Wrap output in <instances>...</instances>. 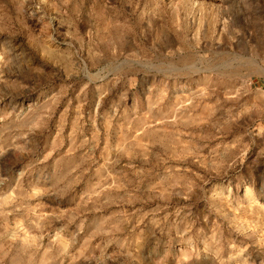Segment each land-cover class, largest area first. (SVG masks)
<instances>
[{"label":"rangeland","instance_id":"rangeland-1","mask_svg":"<svg viewBox=\"0 0 264 264\" xmlns=\"http://www.w3.org/2000/svg\"><path fill=\"white\" fill-rule=\"evenodd\" d=\"M0 264H264V0H0Z\"/></svg>","mask_w":264,"mask_h":264}]
</instances>
